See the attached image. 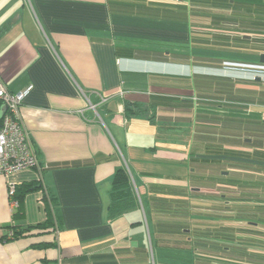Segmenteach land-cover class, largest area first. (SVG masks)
I'll use <instances>...</instances> for the list:
<instances>
[{
	"label": "crops",
	"instance_id": "1",
	"mask_svg": "<svg viewBox=\"0 0 264 264\" xmlns=\"http://www.w3.org/2000/svg\"><path fill=\"white\" fill-rule=\"evenodd\" d=\"M229 4L234 0H0V78L11 93H25L23 120L40 167L0 176V264H213L212 256L182 249L178 231L182 220L194 233L210 232L214 222L222 232L231 226L229 202L214 198L230 185H196L191 176L197 161L202 173L210 168L213 142L221 146L215 158L244 161V143L252 146L238 139L246 121L264 125V63L256 60L264 36L245 32L254 22L214 25L219 14H231ZM126 102L149 107L147 114L127 117ZM225 105L235 112L222 111ZM214 109L222 120L204 112ZM230 145L240 157L226 154ZM252 150L264 151V142ZM121 168L138 207L112 217ZM249 172L238 173L253 178L237 191L253 189L252 206L264 208V167ZM23 183L38 188L15 219L9 187ZM46 203L54 232L12 237L15 227L46 222ZM243 205L238 212L248 215ZM235 229L237 254L264 256V232L260 239L244 224Z\"/></svg>",
	"mask_w": 264,
	"mask_h": 264
},
{
	"label": "trees",
	"instance_id": "2",
	"mask_svg": "<svg viewBox=\"0 0 264 264\" xmlns=\"http://www.w3.org/2000/svg\"><path fill=\"white\" fill-rule=\"evenodd\" d=\"M232 11L231 14L227 13L226 15H223L221 17V14L218 15L219 19H217L215 22L218 24H214L218 26L221 22L231 20L234 22H244V23H250L249 25H252V22H254L255 26L257 28L250 29L251 31H245V32H254L258 36H264V0H234V4H229L228 6ZM241 19L243 21H241ZM259 28V29H258ZM261 49H264L262 46ZM193 102V101H192ZM196 104H200L198 102H195ZM193 102V107L195 106L197 108V105ZM202 104V103H201ZM210 105V104H209ZM226 106V105H225ZM223 107L222 111L233 114L236 110V107H231L230 105ZM1 107V105H0ZM218 107V106H217ZM149 107L138 105L131 102L125 103V114L127 117H132L136 115H146ZM247 109V108H246ZM219 110V109H217ZM217 110L213 111H204L206 112L207 116L211 115L212 121L222 120L223 118L217 116L218 113ZM234 110V112H233ZM198 114L201 111H197ZM206 114L201 115L202 117H205ZM249 116V115H248ZM228 123H229V132L228 134L233 132L235 127L231 124L235 123V119L228 117ZM249 126L252 128H256V125H253V122L251 120L247 121ZM261 126V125H259ZM264 127V125H262ZM214 132L216 134H220L221 131H219L218 128H214ZM213 132V133H214ZM214 133V134H215ZM212 134V133H211ZM260 140H254L255 143H259ZM231 144V142H229ZM251 145V144H250ZM220 143L213 142L210 143V148L212 149V155L214 156V159L207 160L210 161V168L205 171V173H202L200 170L201 163L197 161V168L196 172L191 176L193 178L194 184H209L213 183L215 185L217 181L221 182H228L230 181L232 184L231 186H237L243 187L245 185H249L252 181H243L239 177L237 178H230L231 172L228 170V167L234 166V167H241L242 169H247V167H250V169H256V168H263L264 167V151L260 152L258 154H253L254 157V163H246L239 160H221L220 157L215 158V156H219L220 151ZM221 154V153H220ZM226 154L229 157H236L239 155L236 152L228 151ZM241 155V152H240ZM239 155V157H240ZM260 162V163H259ZM207 164V165H206ZM205 166L208 168V163H206ZM229 184V182H228ZM38 188V185L36 183H23L22 185L15 186V199L18 200L19 206H18V212L14 214V218L17 219L20 216L23 215L22 211V205L24 197L27 193L30 191L36 190ZM251 189V188H250ZM227 193V192H225ZM222 193L218 196L224 200H227L229 202L228 210H229V217L233 218L231 221H235L237 219L238 221L247 220L251 222H255L256 225H264V208H259L256 205H249L246 203V201H249V199H254L253 196L247 194L250 193L249 189H244V194L238 193L237 191L232 194V198H230V193H233L230 191L228 194ZM258 198V197H257ZM232 199V200H231ZM261 200V199H260ZM258 201V200H257ZM234 202V203H233ZM260 202V201H258ZM237 203H241L244 205L241 207V209L244 211V209H247V214L244 215L241 211L238 212ZM47 204V203H46ZM47 207V214L48 218L46 222L39 224L37 226H30L26 228L23 231H17L14 230L16 227L12 230L11 234L12 237H19L23 236L24 234L33 232V231H48V232H54V218H53V212L50 208V204L48 203L46 205ZM138 207V198L136 196L135 190H134V183L132 182L131 175L129 171L126 168H121L117 171L114 181H113V189L111 192V203H110V216L116 217L120 216L128 211H132ZM219 215V213L214 214ZM256 219V220H254ZM253 220V221H252ZM181 229L180 232L178 231V238H179V246L184 249L185 251L189 252H196L197 256L203 255L204 257H213V264H263L264 261H260L259 259H263L264 256L257 255L256 257L253 255H247V254H237V245L240 243L237 242V230L235 229V226H229L228 228L224 229L223 232L221 229L217 228L216 226L212 227V230L210 232L204 233L202 230H197L199 233H194L193 231H188L190 229L189 223L182 220L181 222ZM187 229V230H186ZM193 236H196L194 238ZM206 237V238H205ZM241 242V241H239ZM224 244V245H223ZM227 245V247L225 246ZM231 245V246H230ZM227 249V250H226ZM258 260L260 262H258Z\"/></svg>",
	"mask_w": 264,
	"mask_h": 264
},
{
	"label": "built area",
	"instance_id": "3",
	"mask_svg": "<svg viewBox=\"0 0 264 264\" xmlns=\"http://www.w3.org/2000/svg\"><path fill=\"white\" fill-rule=\"evenodd\" d=\"M25 93H11L0 78V105L7 111L0 121V176L24 169H39L36 151L23 120L22 105ZM15 185L9 187L12 211L19 202L14 197ZM62 260H59L61 264Z\"/></svg>",
	"mask_w": 264,
	"mask_h": 264
},
{
	"label": "rangeland",
	"instance_id": "4",
	"mask_svg": "<svg viewBox=\"0 0 264 264\" xmlns=\"http://www.w3.org/2000/svg\"><path fill=\"white\" fill-rule=\"evenodd\" d=\"M215 54H221V52H211V55H215ZM223 54V56H227V55H229V53H222ZM260 57H261V55L256 59V60H259L260 61ZM247 120V119H246ZM256 128H252V127H250L249 126V124H248V122L246 121V125H245V129H244V132H245V136L244 137H239L238 139L239 140H243V138H249V139H251L252 141H251V145L252 146H247L246 144H247V142L246 143H244V149H245V155H244V161L243 162H246L247 164L248 163H254V157H253V150H252V148H253V145H254V142H253V140L255 139H257V140H260L259 142H261L262 144H263V142H264V127H262V126H255ZM230 137H232V136H235L234 135V133L232 134V133H230V135H229ZM232 139L230 138V141H231ZM228 151H231V152H233V151H235L236 152V149L234 148V147H232L231 145H230V147H229V149H228ZM228 151H227V153H228ZM228 170L231 172V177L230 178H237V177H239L238 176V173L240 172V171H242V170H246V171H250L249 173H253V170H254V168L253 169H250V167H247V169H242L241 167H234V166H229L228 167ZM247 177H249V181H252V178H253V175H248ZM217 182H220V181H217ZM224 182V181H223ZM229 182V185H230V187H223L224 188V190H226V191H223L224 193L225 192H227V193H225V194H228L230 191H232L233 193H230L229 195H230V198H232L231 196H232V194H234L236 191H237V188L235 187V186H231V182L230 181H228ZM222 192V191H221ZM221 192H219V193H214L215 195H214V198L217 196H219L220 194H221ZM222 192V193H223ZM238 192V191H237ZM249 192L250 193H247V194H249L250 196L252 195V192H253V189H249ZM232 200V199H231ZM255 200H253L252 201V199H249V201H246V203H248L249 205H252L253 204V202H254ZM234 203V202H233ZM226 210V209H225ZM229 211V210H228ZM231 220L233 219V218H230ZM254 220H256V219H254ZM253 221V220H252ZM233 223H230V225L231 226H235V227H237V226H240L241 224H244V227H245V229H244V231L248 234V233H255L256 235H257V237L258 238H260V239H262L261 238V236H263V232H264V225H256L255 223H249L247 220L244 222V223H240V221H238L237 219H235V221H232ZM216 223L214 222V224H213V226H216L215 225ZM246 234V235H247ZM224 245V244H223ZM231 246V245H230ZM150 264H153V261L151 260V263Z\"/></svg>",
	"mask_w": 264,
	"mask_h": 264
},
{
	"label": "water",
	"instance_id": "5",
	"mask_svg": "<svg viewBox=\"0 0 264 264\" xmlns=\"http://www.w3.org/2000/svg\"><path fill=\"white\" fill-rule=\"evenodd\" d=\"M261 63H264V55L261 56ZM6 111H7V107L6 106H2L1 109H0V121L3 119Z\"/></svg>",
	"mask_w": 264,
	"mask_h": 264
}]
</instances>
